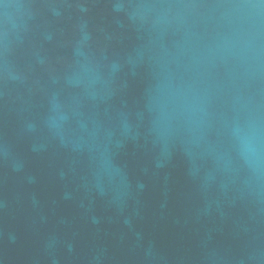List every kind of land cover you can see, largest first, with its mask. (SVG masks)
I'll list each match as a JSON object with an SVG mask.
<instances>
[{"label":"water","instance_id":"water-1","mask_svg":"<svg viewBox=\"0 0 264 264\" xmlns=\"http://www.w3.org/2000/svg\"><path fill=\"white\" fill-rule=\"evenodd\" d=\"M233 2L0 0V264H264Z\"/></svg>","mask_w":264,"mask_h":264},{"label":"clouds","instance_id":"clouds-1","mask_svg":"<svg viewBox=\"0 0 264 264\" xmlns=\"http://www.w3.org/2000/svg\"><path fill=\"white\" fill-rule=\"evenodd\" d=\"M261 4H264V0H261ZM221 7L225 9L223 15L241 26L237 29L234 38L228 42L230 46H238L244 56L254 61L258 60L264 54V49L258 45V39L264 29V23L261 22L264 12L258 11L259 6L249 3L247 0H235V2L221 5ZM242 151L247 158L255 159L257 157L254 133L243 138Z\"/></svg>","mask_w":264,"mask_h":264}]
</instances>
